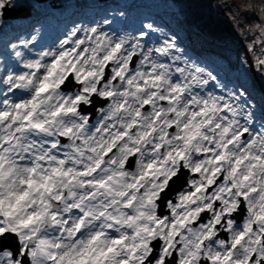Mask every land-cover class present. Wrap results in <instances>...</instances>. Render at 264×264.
<instances>
[{"label":"snow or ice","instance_id":"6c2138e0","mask_svg":"<svg viewBox=\"0 0 264 264\" xmlns=\"http://www.w3.org/2000/svg\"><path fill=\"white\" fill-rule=\"evenodd\" d=\"M27 7L0 0V18ZM143 28L76 25L38 58L14 52L25 71L0 77V264H264V128L249 127L243 91H206L216 77L175 37L146 47L160 30ZM254 67L264 77V47Z\"/></svg>","mask_w":264,"mask_h":264},{"label":"rangeland","instance_id":"374dc122","mask_svg":"<svg viewBox=\"0 0 264 264\" xmlns=\"http://www.w3.org/2000/svg\"><path fill=\"white\" fill-rule=\"evenodd\" d=\"M148 1L150 4L146 6L145 10H149V6L158 7L159 9H157V11L167 15L172 14L178 25L186 29V34L183 33V30L175 33L168 26L165 27V24L162 25L159 21V17L150 10L148 13H142L141 8L144 6L143 0H102V3H104L105 7L107 6L108 10L110 8V10L114 12H128V14L136 17L137 23L143 24L140 30L133 33L120 32L117 28H115V31H105L103 28L104 23L99 24L101 29L109 35L137 36L140 31H146L143 28L144 24L151 23L155 28L160 30L158 32H150L153 40L152 46L159 44L163 39L175 37L177 46L183 50L181 54L182 61H187L189 64H194L195 66L203 68L205 74L211 73L216 77V80L212 82L216 88L219 89V92H213L211 90L212 93L227 97L229 93L238 95L243 91L245 96L241 98V103L244 105L245 112H260L263 117L264 77H262L254 67V57L259 56L261 48L264 47V45L259 42L261 39H264V37L261 36L259 28L257 27V25L264 23V12H262V10H264V0ZM32 2L31 0H26L28 8L36 13L37 11H34L32 7ZM95 2L96 0H44L40 2V5L55 13L56 8L60 6H63L64 10L68 8L71 9L76 5L85 9ZM125 2L126 4H124ZM11 16L12 14H9L6 20L0 19V50L7 48L11 52L13 57L12 60H14L19 65V69H21L16 72L19 73L25 71V69L22 68V60L38 58V54L41 51L50 50L49 48L38 49L37 43L44 41L43 39L45 37L48 38L49 34L56 35L58 30L50 25H44L42 27L36 26L29 28L19 37H14V34L11 32L14 26L10 24V21L13 19ZM97 22V18H94L89 25L81 26V28L98 25ZM72 29H70V31ZM70 31H64L61 35L66 36ZM117 31H119V33H117ZM83 34V31H81L79 36H83ZM34 35L36 39L32 41L27 48L20 45L19 42L21 39L30 40ZM195 36L201 39L205 44H209L208 42L214 43L210 44L212 45L209 48L211 52L205 54L208 58L202 55L199 56V54H191L189 45L192 43ZM182 39L184 41H182ZM12 44H17V49L13 50L11 47ZM253 44L255 52L250 50V46ZM15 51L22 52V60H18L15 57ZM212 52L217 55L215 58L209 56V53L211 54ZM138 59L139 57L135 58L134 66H136ZM181 66H184L182 62ZM8 71L9 69L5 59L0 54V77L6 75ZM230 75L233 77L232 80L230 79ZM217 84L220 87H217ZM3 91L4 88L0 85V100L3 99ZM18 92L25 93L23 90H18ZM100 103L102 102H98L96 106H100ZM241 123L243 124V120H241ZM260 125L264 128L263 122ZM187 178L188 173L185 171L181 179L176 180L172 184L168 193L183 181L185 182L183 190H185ZM180 192L175 194L174 200ZM164 211L168 213L165 207ZM239 217L240 219H238ZM243 218L244 215L242 212L236 218L237 223H241ZM222 238H226V234H222Z\"/></svg>","mask_w":264,"mask_h":264},{"label":"water","instance_id":"95a60500","mask_svg":"<svg viewBox=\"0 0 264 264\" xmlns=\"http://www.w3.org/2000/svg\"><path fill=\"white\" fill-rule=\"evenodd\" d=\"M39 1H44V0H39ZM28 13V11H25V12H17V11H6L5 14L3 15L2 18H8L9 17V14H12L11 17L15 18V17H24L26 16ZM185 182L183 181L182 183H180V185L176 186V188H174L170 193L167 194L166 198L165 199H168L171 197L172 194L176 193L177 191H179L183 186H184ZM163 207V206H162ZM162 207L161 209L159 210V214H162ZM239 219V218H238Z\"/></svg>","mask_w":264,"mask_h":264},{"label":"bare ground","instance_id":"6f19581e","mask_svg":"<svg viewBox=\"0 0 264 264\" xmlns=\"http://www.w3.org/2000/svg\"><path fill=\"white\" fill-rule=\"evenodd\" d=\"M115 16H118V15H115ZM92 17H95V15H93ZM113 30H114V28H113ZM78 35H80V33H78ZM64 35H61V37L60 38H62ZM51 37H53V36H51ZM54 38V37H53ZM58 40H59V38H57ZM56 38L55 39H53V41H51L47 46H49V47H52V48H54L55 47V45H57V40ZM100 117H95L94 119H93V121L96 123L97 122V120L99 119ZM263 127L260 125L257 129H256V131H260L261 129H262ZM248 138V137H247ZM246 138V139H247ZM184 191V190H183Z\"/></svg>","mask_w":264,"mask_h":264},{"label":"trees","instance_id":"16d2710c","mask_svg":"<svg viewBox=\"0 0 264 264\" xmlns=\"http://www.w3.org/2000/svg\"><path fill=\"white\" fill-rule=\"evenodd\" d=\"M182 29H183V27H182Z\"/></svg>","mask_w":264,"mask_h":264}]
</instances>
